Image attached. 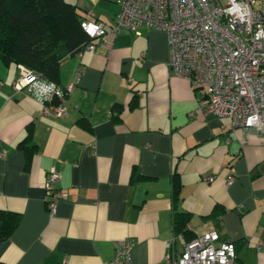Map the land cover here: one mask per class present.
Masks as SVG:
<instances>
[{"label": "crops", "instance_id": "crops-1", "mask_svg": "<svg viewBox=\"0 0 264 264\" xmlns=\"http://www.w3.org/2000/svg\"><path fill=\"white\" fill-rule=\"evenodd\" d=\"M65 1L83 21L113 26L119 13L118 0ZM93 46L61 63V89L80 72L63 118L40 117L15 88L19 67L0 63V213L19 216L0 264H117L125 240L131 264H166L210 232L234 244L236 264H264V137L198 109L196 90L168 66L165 32L121 29ZM29 131L27 158L19 144ZM52 171L54 215L44 189ZM174 177L184 235L173 229Z\"/></svg>", "mask_w": 264, "mask_h": 264}, {"label": "built area", "instance_id": "built-area-1", "mask_svg": "<svg viewBox=\"0 0 264 264\" xmlns=\"http://www.w3.org/2000/svg\"><path fill=\"white\" fill-rule=\"evenodd\" d=\"M119 13L113 26L88 21L81 28L88 38L117 35L121 29L140 34L144 27L167 35L172 73L196 90L197 107L205 114L226 118L232 128H242L264 137V0H118ZM92 43L85 50L92 52ZM15 83L41 106L40 117L63 118L65 99L75 82L61 89L40 73L20 67ZM59 176L50 172L44 185L45 204L54 215ZM211 181V179H208ZM131 242L116 244L117 264H131ZM264 251V240L256 244ZM166 264H236L233 243L219 242L215 232L204 234L183 246Z\"/></svg>", "mask_w": 264, "mask_h": 264}, {"label": "trees", "instance_id": "trees-1", "mask_svg": "<svg viewBox=\"0 0 264 264\" xmlns=\"http://www.w3.org/2000/svg\"><path fill=\"white\" fill-rule=\"evenodd\" d=\"M83 20L77 7L65 0H0V63L21 65L59 84L62 61L93 44L81 28ZM120 110L116 107L112 113L118 115ZM30 137L29 131L28 138L19 144L27 158L35 154V147L27 144ZM179 189L174 177L173 229L184 235L188 216L176 211ZM18 223L19 216L0 213V242L8 239Z\"/></svg>", "mask_w": 264, "mask_h": 264}, {"label": "rangeland", "instance_id": "rangeland-1", "mask_svg": "<svg viewBox=\"0 0 264 264\" xmlns=\"http://www.w3.org/2000/svg\"><path fill=\"white\" fill-rule=\"evenodd\" d=\"M18 67H19V69H20V67L23 68V66H21V65H18ZM24 68H25V67H24ZM19 73H20V70H19ZM20 79H21V73H20Z\"/></svg>", "mask_w": 264, "mask_h": 264}]
</instances>
